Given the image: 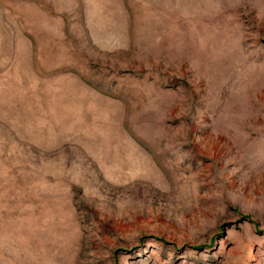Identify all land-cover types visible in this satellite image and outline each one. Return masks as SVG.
I'll return each mask as SVG.
<instances>
[{
  "label": "rangeland",
  "instance_id": "rangeland-1",
  "mask_svg": "<svg viewBox=\"0 0 264 264\" xmlns=\"http://www.w3.org/2000/svg\"><path fill=\"white\" fill-rule=\"evenodd\" d=\"M0 264H264V0H0Z\"/></svg>",
  "mask_w": 264,
  "mask_h": 264
}]
</instances>
